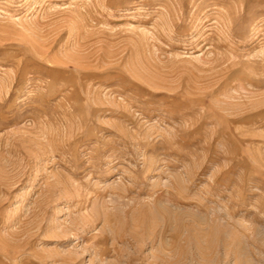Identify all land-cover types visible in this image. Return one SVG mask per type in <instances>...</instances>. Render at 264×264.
I'll use <instances>...</instances> for the list:
<instances>
[{"label":"rangeland","instance_id":"374dc122","mask_svg":"<svg viewBox=\"0 0 264 264\" xmlns=\"http://www.w3.org/2000/svg\"><path fill=\"white\" fill-rule=\"evenodd\" d=\"M0 264H264V0H0Z\"/></svg>","mask_w":264,"mask_h":264}]
</instances>
